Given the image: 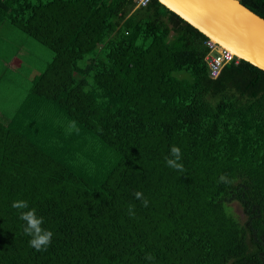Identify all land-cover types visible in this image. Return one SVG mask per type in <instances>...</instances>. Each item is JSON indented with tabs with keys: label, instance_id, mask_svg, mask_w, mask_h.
<instances>
[{
	"label": "trees",
	"instance_id": "1",
	"mask_svg": "<svg viewBox=\"0 0 264 264\" xmlns=\"http://www.w3.org/2000/svg\"><path fill=\"white\" fill-rule=\"evenodd\" d=\"M240 2L264 18V0ZM3 23L52 57L30 77L0 62V96L22 91L0 111V264H264L262 69L210 76L207 37L158 0H0ZM21 199L53 232L47 251Z\"/></svg>",
	"mask_w": 264,
	"mask_h": 264
},
{
	"label": "water",
	"instance_id": "2",
	"mask_svg": "<svg viewBox=\"0 0 264 264\" xmlns=\"http://www.w3.org/2000/svg\"><path fill=\"white\" fill-rule=\"evenodd\" d=\"M205 37L264 71V18L240 0H158Z\"/></svg>",
	"mask_w": 264,
	"mask_h": 264
},
{
	"label": "rangeland",
	"instance_id": "3",
	"mask_svg": "<svg viewBox=\"0 0 264 264\" xmlns=\"http://www.w3.org/2000/svg\"><path fill=\"white\" fill-rule=\"evenodd\" d=\"M11 56L17 57V59L22 60V63L18 62L16 65V71L23 74L24 76L30 77L31 67L28 63H37L38 65H45L50 61L52 53L45 46L40 45L39 42L30 38L23 32H21L17 27L3 23L0 25V62L6 61L10 64ZM9 61V62H8ZM37 65V66H38ZM5 92L9 90L6 86L3 88ZM0 93L4 94L1 89ZM11 93V91H10ZM22 94L21 90H17L15 94L8 98L0 96V111H10L18 102L19 96ZM233 210L243 218L241 214V208L237 203H233Z\"/></svg>",
	"mask_w": 264,
	"mask_h": 264
},
{
	"label": "clouds",
	"instance_id": "4",
	"mask_svg": "<svg viewBox=\"0 0 264 264\" xmlns=\"http://www.w3.org/2000/svg\"><path fill=\"white\" fill-rule=\"evenodd\" d=\"M72 131L79 132L76 125V121H70L68 123L66 133L71 134ZM182 159V152L178 146L173 145L170 149V156L166 158L167 166L178 171H183V165L180 163ZM220 182L230 184L232 181L227 177V175H222L220 177ZM137 199L141 200L142 204L147 207L148 201L143 198V193H135ZM12 207L19 211L20 220L24 221V234L31 237L29 240L30 247L34 248L37 252L47 251L48 247L52 243L53 232L44 228V218L38 216L36 209L30 208L29 202L27 200H16L13 201ZM27 209V211H24ZM129 214L134 215L133 210L129 209ZM155 259L154 255L151 253L146 254L145 260L153 261Z\"/></svg>",
	"mask_w": 264,
	"mask_h": 264
},
{
	"label": "built area",
	"instance_id": "5",
	"mask_svg": "<svg viewBox=\"0 0 264 264\" xmlns=\"http://www.w3.org/2000/svg\"><path fill=\"white\" fill-rule=\"evenodd\" d=\"M137 6H146L150 0H134ZM204 45L208 48V52L205 56V61L209 70V74L212 77L218 76L221 69L231 61L235 63L239 58L234 56L228 49L220 47L214 41L209 38L203 41Z\"/></svg>",
	"mask_w": 264,
	"mask_h": 264
},
{
	"label": "crops",
	"instance_id": "6",
	"mask_svg": "<svg viewBox=\"0 0 264 264\" xmlns=\"http://www.w3.org/2000/svg\"><path fill=\"white\" fill-rule=\"evenodd\" d=\"M18 62L22 63V60L17 59L16 56L15 58L13 57V60L11 61V63L14 64L15 68H17L16 65L18 64ZM31 70H33V68Z\"/></svg>",
	"mask_w": 264,
	"mask_h": 264
}]
</instances>
